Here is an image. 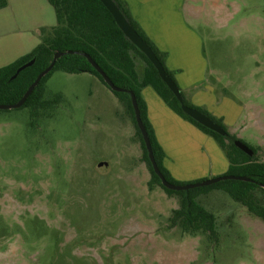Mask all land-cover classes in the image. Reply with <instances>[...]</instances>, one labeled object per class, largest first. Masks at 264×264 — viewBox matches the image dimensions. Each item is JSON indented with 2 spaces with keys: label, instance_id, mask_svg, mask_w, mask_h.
Segmentation results:
<instances>
[{
  "label": "rangeland",
  "instance_id": "rangeland-1",
  "mask_svg": "<svg viewBox=\"0 0 264 264\" xmlns=\"http://www.w3.org/2000/svg\"><path fill=\"white\" fill-rule=\"evenodd\" d=\"M190 2L206 81L243 105L236 137L264 160V0ZM58 93L35 118L0 109V264H264V221L225 191L197 198L217 243L173 224L180 197L149 190L135 125L98 77L56 70L44 99Z\"/></svg>",
  "mask_w": 264,
  "mask_h": 264
},
{
  "label": "trees",
  "instance_id": "trees-1",
  "mask_svg": "<svg viewBox=\"0 0 264 264\" xmlns=\"http://www.w3.org/2000/svg\"><path fill=\"white\" fill-rule=\"evenodd\" d=\"M53 6L56 24L49 29L41 30V42L28 54L21 56L14 62L0 67V103H16L25 93L37 75L52 61L56 52H65L56 59L52 69L48 72L19 108H27L32 117L39 115L40 109L49 108L60 98L58 93L51 100H45L46 82L54 71L62 70L67 73L89 72L100 79L124 105L143 149V160L150 171L148 188L159 185L167 194H176L180 197L179 207L174 209L171 220L181 229L191 235L204 233L213 243L218 241L216 216L207 210L199 201L198 196L211 190H222L244 206L247 211L264 221V160L256 158L257 149L253 155H248L235 146V135L228 132L223 120L211 114L206 108L184 103L198 109L214 122L225 129L226 134L220 135L199 124L182 109L180 102L161 79L158 71L148 58L130 41L118 27L108 9L100 0H48ZM129 23L140 36L150 45L167 73L174 79L173 72L166 66V53L160 51L146 35L140 24L132 16L125 0H114ZM7 5V0H0V8ZM68 51H73L69 53ZM84 54H88L99 67L107 74L110 80L125 91H113L103 77L88 61ZM35 59L33 64L22 69L15 78H11L22 64ZM176 82V81H175ZM152 87L163 101L179 116L189 121L202 132L211 136L224 151L229 165L223 175H238L250 178V181L225 179L216 183L195 187L188 190H172L164 187L160 178L154 172L140 131L136 125L134 109L129 91L135 94L140 115L147 129L155 161L167 181L177 182L163 164L164 151L157 141L154 129L147 116V106L142 95V89ZM200 179L198 181H201Z\"/></svg>",
  "mask_w": 264,
  "mask_h": 264
},
{
  "label": "crops",
  "instance_id": "crops-1",
  "mask_svg": "<svg viewBox=\"0 0 264 264\" xmlns=\"http://www.w3.org/2000/svg\"><path fill=\"white\" fill-rule=\"evenodd\" d=\"M146 35L166 53V66L189 104L221 118L232 135L244 112L238 101L206 81L202 38L191 28L190 0H125ZM56 24L48 0H7L0 8V67L30 53L41 42V30ZM147 116L164 151L163 164L174 179L223 175L229 161L217 142L175 113L146 86Z\"/></svg>",
  "mask_w": 264,
  "mask_h": 264
},
{
  "label": "water",
  "instance_id": "water-1",
  "mask_svg": "<svg viewBox=\"0 0 264 264\" xmlns=\"http://www.w3.org/2000/svg\"><path fill=\"white\" fill-rule=\"evenodd\" d=\"M103 5L108 9V11L111 13L112 17L114 18V21L118 25V27L121 29L125 37L130 40L147 58L148 60L154 65L156 70L158 71L159 76L161 79L165 82V84L168 86V88L172 91V93L175 95V97L178 99L181 105L182 111L187 114L189 117H191L193 120L198 122L199 124L203 125L204 127L220 134L225 135L226 131L221 127L219 124L214 122L210 117L203 114L198 109L191 107L184 103V99L182 96L181 89L179 88L178 84L174 81V79L167 73L164 66L158 59L157 55L153 51V49L150 47V45L140 36V34L133 28V26L129 23V21L126 19V17L123 15L117 4L114 2V0H100ZM69 53H72L73 51H68ZM65 52H56L53 56V59L51 63L43 69L36 77V79L29 85L23 96L16 102L12 104H0V109H11V108H19L23 105L26 98L29 96V94L33 91V89L36 87V85L39 83L41 78H43L50 70L52 69L55 61L57 58L62 56ZM88 61L92 64V66L97 70L98 73L103 77L104 81L107 83V85L113 90V91H125L123 88L116 86L110 78L107 76V74L99 67V65L88 55L84 54ZM35 59H31L30 61H27L26 63L19 66L16 70V72L12 75L11 78H15L18 73L33 64ZM131 95V102L134 109V116L136 125L140 131V134L142 136L143 142L145 144L148 158L150 160V163L152 165V168L154 172L158 175V177L161 180V183L164 187L172 190H188L195 187H201V186H207L213 183H216L221 180L225 179H237V180H244V181H250L251 179L245 176H238V175H218L214 177H210L207 179H204L202 181L194 182V183H187V184H174L166 180V178L163 176L162 172L160 171L154 155L152 151V145L151 141L147 132V129L145 128V125L143 124L140 110L137 104V100L135 97V94L132 91H129ZM234 144L236 147H238L240 150L245 152L248 155H253V149L249 147L246 143L241 141L240 139H235ZM101 165H107V162H100L99 166Z\"/></svg>",
  "mask_w": 264,
  "mask_h": 264
}]
</instances>
